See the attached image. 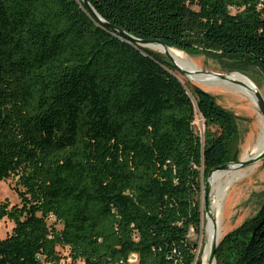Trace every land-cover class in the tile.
I'll return each mask as SVG.
<instances>
[{
    "label": "trees",
    "instance_id": "16d2710c",
    "mask_svg": "<svg viewBox=\"0 0 264 264\" xmlns=\"http://www.w3.org/2000/svg\"><path fill=\"white\" fill-rule=\"evenodd\" d=\"M89 2L136 37L264 70V0ZM179 72L83 0H0V181L20 198L0 203V264H202L203 183L237 117ZM216 261L264 264V205Z\"/></svg>",
    "mask_w": 264,
    "mask_h": 264
},
{
    "label": "rangeland",
    "instance_id": "374dc122",
    "mask_svg": "<svg viewBox=\"0 0 264 264\" xmlns=\"http://www.w3.org/2000/svg\"><path fill=\"white\" fill-rule=\"evenodd\" d=\"M149 47V46H148ZM151 48V47H149ZM151 50L156 51L151 48ZM159 52V51H156ZM161 53V52H160ZM165 54L166 53H162ZM188 54V53H187ZM194 62L200 67V70L205 71L207 74L213 73H222L226 75H231L232 73H241L247 76L253 83L258 87V90L261 91L264 96V70L256 64L250 63L248 64L243 71L232 70L229 67H224L223 63H220L216 60L206 57L205 55L188 54ZM231 64V62H230ZM199 70V71H200ZM181 71V70H180ZM178 76L184 81L189 82L192 85H198L203 89L209 91L213 94L218 103H220L225 108L232 111L237 117V126H238V134L235 140L233 141L232 147V160L231 163L238 162L243 159V155L247 145H251L254 142V137L256 134V130L260 119L264 120V117L259 112L258 105H254L247 97L237 92L236 90L221 85L214 84L213 81L209 82L208 80H217L221 78H206V79H197L190 78L187 76V73L181 71L178 73ZM194 79V80H193ZM208 81V84L197 82V81ZM210 83L212 85H210ZM214 84V85H213ZM259 113V114H258ZM195 127L197 131L204 137L206 132V124L201 115H197L195 120ZM249 159V158H248ZM258 167L255 171L247 176H245L240 181L234 183L232 188L227 193L222 207V215L221 222L223 226V232L219 239V241L224 238L229 232L240 227L246 220L255 216L264 205V158L257 161ZM249 165L243 166L247 167ZM242 167V168H243ZM255 173V174H254ZM207 179V178H206ZM204 181V189L205 182ZM15 180H1L0 181V203L8 199L12 205L20 204V198L18 192L15 190ZM212 194L213 188L211 187L210 192V205L209 210L213 215V207H212ZM202 199V210H203V218H202V228L199 233L193 232L194 239L197 240L200 249L203 251L205 244L207 243V232L206 225L209 221V216L206 211L205 206V191L201 196ZM213 215V219H214ZM54 219L50 220V223H53ZM14 223L11 220L3 219L0 221V237H6L12 231ZM58 228L62 226L60 224L57 225ZM59 250L63 254H67L68 251L65 248H60ZM63 264H74L65 262Z\"/></svg>",
    "mask_w": 264,
    "mask_h": 264
},
{
    "label": "bare ground",
    "instance_id": "6f19581e",
    "mask_svg": "<svg viewBox=\"0 0 264 264\" xmlns=\"http://www.w3.org/2000/svg\"><path fill=\"white\" fill-rule=\"evenodd\" d=\"M148 46L156 51L170 55L173 60L176 61L181 67L189 71L187 73V76L190 78H218L212 74L200 73V67L197 65V63L194 62V60L182 50L176 49L174 47H166L163 44L156 42L150 43L148 44ZM208 81H213L214 84H221L230 87L247 97L254 105H257L258 99L256 96V92L258 87L253 83L252 80H250L244 74L234 72L230 75V78L228 79H217ZM208 81L197 82L208 84ZM210 85L212 84L210 83ZM256 127L257 130L254 137V142L251 145H247L245 152H243L244 155L242 157L244 160L264 150V120H262V118L260 119L259 124ZM258 163L259 162H255L254 164L247 167H243L240 164H231L229 168L217 170L213 172V174L210 176L209 183L213 188L212 207L214 212L213 215L215 218H209V221L206 225L207 243L205 244L202 253V264H209V253L211 246L214 241L219 240L222 235L223 226L221 222V215L223 202L227 193L230 191L234 183L240 181L245 176L253 173L258 167ZM212 264H217V261L213 262Z\"/></svg>",
    "mask_w": 264,
    "mask_h": 264
},
{
    "label": "water",
    "instance_id": "95a60500",
    "mask_svg": "<svg viewBox=\"0 0 264 264\" xmlns=\"http://www.w3.org/2000/svg\"><path fill=\"white\" fill-rule=\"evenodd\" d=\"M84 4L87 6V8L91 11V13H93L94 16H96L100 21H102L107 27L111 28V29H114L116 31L119 32L120 35H122L123 37H125L127 40L133 42V43H136V44H139L141 46H144V47H148V44L150 43H161L163 44L164 46L168 47L165 43L161 42V41H156V40H147V39H142V38H139V37H136L126 31H123V30H118L116 28H114L113 26H111L109 23H107L98 13L97 11L95 10V8L91 5V3L89 2V0H83ZM149 48V47H148ZM167 57L172 61L174 62V64L183 72L185 73H188L189 71L183 67H181L176 61L173 60V58L166 54ZM200 73L202 74H207L205 71L203 70H200L199 71ZM212 75L218 77V78H221V79H228L230 78V75H226V74H222V73H213ZM256 96H257V105L264 117V96L262 95L261 91H259L257 89V92H256ZM264 158V150L259 152L258 154L250 157L249 159H245V160H240L238 162H235L234 164H240L241 166H246V165H249L251 163H255L261 159ZM233 164L231 162H228V163H225L223 165H220L214 169H212L206 179V182H205V206H206V211H207V214L209 216V218H213V215L211 214L210 210H209V205H210V192H211V185L209 183V178L210 176L213 174V172L217 171V170H221V169H227L229 168V166ZM218 245H219V240H215L214 243L212 244L211 246V249H210V253H209V264H212L213 262H216V252H217V248H218Z\"/></svg>",
    "mask_w": 264,
    "mask_h": 264
}]
</instances>
